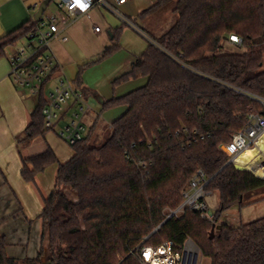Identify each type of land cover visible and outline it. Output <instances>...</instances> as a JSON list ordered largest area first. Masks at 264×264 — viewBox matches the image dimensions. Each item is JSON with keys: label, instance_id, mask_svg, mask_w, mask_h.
Segmentation results:
<instances>
[{"label": "trees", "instance_id": "obj_1", "mask_svg": "<svg viewBox=\"0 0 264 264\" xmlns=\"http://www.w3.org/2000/svg\"><path fill=\"white\" fill-rule=\"evenodd\" d=\"M165 10L177 15L175 22L153 36L131 69L113 82L116 87L148 77L145 85L109 99L81 88L98 98L102 112L127 106L110 133L96 136L97 124L92 125L84 139L68 143L73 155L65 162L51 147L22 158L21 175L28 182L58 164L55 188L43 195L40 213L48 250L42 246L35 257H11L0 235V264H142V247L170 241L181 251L188 238L211 264H264V216L236 226L224 222L211 238L224 212L264 193V178L237 169L219 148L245 124L247 113L264 109L237 91L264 98V0H154L139 17ZM36 24L32 15L1 37L0 56ZM231 35L242 38L243 50L225 51ZM117 49L114 42L96 61ZM46 84L19 143L50 131L43 113ZM263 149L264 136L243 152L240 160L248 163L241 166L264 175ZM199 169L210 178L207 191L219 195L214 221L186 209L153 232L167 209L183 202Z\"/></svg>", "mask_w": 264, "mask_h": 264}, {"label": "crops", "instance_id": "obj_2", "mask_svg": "<svg viewBox=\"0 0 264 264\" xmlns=\"http://www.w3.org/2000/svg\"><path fill=\"white\" fill-rule=\"evenodd\" d=\"M34 2L41 0H5L3 4L0 2V38L28 18V13L32 14L31 5ZM153 4L154 0H129L120 5L118 9L121 15L117 14V17L122 25L114 16L116 12L114 14L113 10L104 5L94 6L89 14L73 19L67 27L61 24L59 36H67V40L57 37L52 41L51 47L58 64L46 84L47 87L50 84L54 86L63 78L79 88H88L109 99L123 96L145 85L148 77L131 79L116 87L113 82L131 69L133 62L148 46L143 49L133 46V49L124 45L121 34L125 30V24L129 22L123 17L130 20L132 26H136L135 22L139 20L152 21V18L141 19L139 14ZM63 15L69 18L65 12ZM97 26H100L99 31L96 30ZM24 41L23 38L15 46ZM114 42L118 43L119 49L109 57L96 61ZM15 46L9 47L6 54ZM6 54L0 56V235L6 237L7 252L11 257H35L42 246L46 248L47 235L44 237V224L40 213L44 207L43 195L48 196L55 188L58 164H53L39 173L36 182H28L21 175L22 158L51 147L60 162H65L73 155V149L59 136L57 128L27 144L18 142V138L23 137L31 122L36 97L14 81L10 74L11 63ZM87 100L90 105L89 112L92 113L86 116L90 129L94 124L99 125L101 118L111 124L116 118L113 117L115 114L121 116L127 110V106H119L102 112V105L95 95H88ZM243 210L244 217H247L245 206Z\"/></svg>", "mask_w": 264, "mask_h": 264}, {"label": "built area", "instance_id": "obj_3", "mask_svg": "<svg viewBox=\"0 0 264 264\" xmlns=\"http://www.w3.org/2000/svg\"><path fill=\"white\" fill-rule=\"evenodd\" d=\"M26 1V0H23ZM129 0H56L57 12L42 15L34 29L25 37L23 46H15L7 52L8 60L11 63V76L21 87L27 88L32 96L38 98L40 87L48 82L57 67L56 55L51 44L60 37L67 40V36H59L61 24L67 27L69 23L85 14L96 5H104L117 14L120 5ZM41 2H34L31 8L37 12ZM46 12V11H45ZM69 15L65 17L63 13ZM35 14H33V17ZM123 17V16H122ZM129 23L130 20L123 17ZM100 30V26L96 27ZM242 38L238 35H231L227 42L241 45ZM241 94L248 95L264 106V98L237 89ZM90 109L86 93L73 83L61 78L49 91H47V103L43 108L45 115V128L54 130L57 128L59 136L69 144H75L84 139L90 131L86 122V116ZM264 136V109L262 112H249L245 117V124L238 129L228 142H222L219 148L229 157V162L237 164L239 157L248 148H255L260 144ZM145 165V164H144ZM257 175L253 170L248 169ZM210 178L204 170L199 169L190 180L188 188L184 191V200L174 210L170 209L167 216H180L186 209L197 210L200 216L209 221H214L215 212L212 211L206 201V186ZM172 216V217H173ZM187 244L183 249L177 250L170 241L158 246H144L140 249L142 264H191ZM149 252V255L146 253ZM189 259V260H188ZM194 264V263H192Z\"/></svg>", "mask_w": 264, "mask_h": 264}, {"label": "rangeland", "instance_id": "obj_4", "mask_svg": "<svg viewBox=\"0 0 264 264\" xmlns=\"http://www.w3.org/2000/svg\"><path fill=\"white\" fill-rule=\"evenodd\" d=\"M0 2L3 4L5 0H0ZM31 11L32 14H35L34 10ZM56 12H57L56 0H52V2L48 5L46 9L44 17L47 14H51V13L55 14ZM32 14L28 13L27 15L28 17H30ZM114 16L119 20L120 25H122L123 23L117 17V13ZM4 17H6V15H4ZM151 18L152 21L147 19L148 21L139 20L135 22L136 26H132L130 23L125 24V30L123 29L121 34L124 37V43H125L124 45H127L128 47H132V48L134 46L136 49H143V47L148 45V41H151L152 38L154 39L153 36L159 35L163 31L168 29L175 22L177 15L174 12H171L170 10H165L161 14L155 15L154 17ZM24 44H25L24 42H20L19 46H23ZM224 47L226 52H233L244 49L230 42H224ZM52 87H53L52 84L48 85L47 91H49ZM36 104H37V97L34 100V108ZM90 114L92 115L91 111L90 112L88 111L87 115ZM119 115L120 114H115V116L113 117L117 118L119 117ZM110 131H111L110 124L106 122L103 118H101L99 125H97L96 127V131H95L96 136L97 135H100L101 137L106 136L110 133ZM233 165L235 166V164ZM257 176L264 178V175L257 174ZM71 196L73 199H76V196L74 194L71 193ZM250 199L252 201L249 204L244 205L245 202H248ZM250 199L243 202L242 209H240L239 205H235L231 209L224 212L221 220L217 223V229H215V233H217L219 226L224 222L236 226L239 225L242 221L243 222H245V220L251 221L257 218L258 216L264 215V193H261L257 196H253ZM206 201L212 211L215 212L218 209L219 195L217 192H210L206 197ZM243 206H245V212L247 214V217H244ZM169 211L170 209H167L166 215L170 213ZM185 243L187 244V248H188L187 249L188 253L186 255L189 256L191 264L194 263L195 261L196 264H211V259L209 257L204 256L201 253L199 247L195 244V242L191 238H188ZM46 250H48V235L46 238Z\"/></svg>", "mask_w": 264, "mask_h": 264}, {"label": "water", "instance_id": "obj_5", "mask_svg": "<svg viewBox=\"0 0 264 264\" xmlns=\"http://www.w3.org/2000/svg\"><path fill=\"white\" fill-rule=\"evenodd\" d=\"M52 2V0H43L42 2H41V4H40V6H39V8H38V10H37V12L35 13V16H34V19L36 20V21H39L40 19H41V17H42V15L45 13V11H46V9H47V7H48V5L50 4ZM235 167L237 168V169H239V170H246L245 168H243V167H241V166H239L238 164H235ZM173 216V214L172 215H170V216H167L166 218H165V220L153 231V232H155L156 230H158L162 225H164L167 221H168V219L169 218H171ZM215 227L212 229V231H211V238H213L214 237V235H215ZM146 255H149V252H147L146 253ZM194 264H196V261L194 262Z\"/></svg>", "mask_w": 264, "mask_h": 264}, {"label": "bare ground", "instance_id": "obj_6", "mask_svg": "<svg viewBox=\"0 0 264 264\" xmlns=\"http://www.w3.org/2000/svg\"><path fill=\"white\" fill-rule=\"evenodd\" d=\"M248 149H251V148H248ZM246 150H247V149H246ZM240 157H241V156H240ZM240 157H239V159H238V161H237V162H238L237 164H238L239 166H241L243 163H248V162H246V161H242V160H240ZM250 161H251V160H250ZM250 161H249V162H250ZM260 166H261L262 168L264 167V161H261V162H260ZM241 167H242V166H241ZM243 168H244V167H243ZM245 169H250V168H245ZM251 170H252V169H251ZM188 260H189V259H188Z\"/></svg>", "mask_w": 264, "mask_h": 264}]
</instances>
